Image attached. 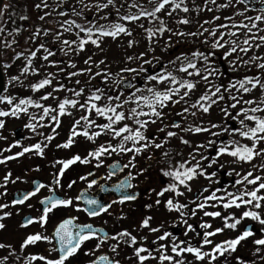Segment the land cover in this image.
<instances>
[{"label": "flooded vegetation", "instance_id": "obj_1", "mask_svg": "<svg viewBox=\"0 0 264 264\" xmlns=\"http://www.w3.org/2000/svg\"><path fill=\"white\" fill-rule=\"evenodd\" d=\"M48 4V7H43L42 0H9V7L7 12L6 23H9L11 26L17 21L18 15L27 16V20H23V26L26 28L24 35L18 34L17 36L12 35L9 39L11 41V47L6 50V53L3 51L4 43L2 46V55L6 59V56L9 54H14L15 52H23L24 54H29V50H35L39 44L45 43L47 47L52 49L56 55V60L62 61L60 64L61 68H65L66 72L77 71L78 69H83L86 67H91L92 72L97 71H106L108 73L119 72V75L125 79L131 80L137 87L144 86L143 73L135 74L131 72H121L122 68L132 67L137 68L142 64V60L135 59L139 57L141 52H145L146 55L144 59H153L159 58L160 63H156L153 60L152 65H144L148 68L149 72L158 71L161 68V65H167L168 71H173L178 78H185V74L176 72L175 69L179 67V62L176 65L167 64L168 60L174 59L175 56L180 55L181 53L190 54L192 51L199 49L200 51H208L209 44L211 43V37L208 36V33L203 35H173L172 33H165L162 38H154V41L151 43V48L153 50L149 51V41L146 38V33L140 27L139 23H143L144 27H158V23L149 24L147 20H141L138 22L128 23L123 22L128 25L132 30V36H124L121 34L119 36L120 49L117 53L115 51L114 57L112 58L109 51L103 47V42L101 43L100 48H89L88 45L85 46V49L79 54H74L68 52V55H64L59 49L61 47L60 42L53 43L52 37L56 32H61V40L68 39L74 40L76 36L74 33L70 34L69 38H65L63 35L66 32H63V29L60 27V24L66 19H75L78 23H85L84 17L91 20L93 18H99L100 16L112 13L108 16L109 20H115V9L110 6L108 9H105L103 12L97 13L96 9L93 7L90 10L85 9L81 3H78V0H44ZM96 0H84L85 4L95 3ZM132 0H115L117 7L121 4L124 7L120 8V13L125 14L129 11L135 13L136 9H129L127 7L128 3H131ZM136 3H143L144 0H135ZM187 6L189 7V13H183L180 11L174 12L173 17H164L165 22L170 28L173 29V32H183V33H199L203 32L204 28L215 27L219 23H229V21L224 20L225 16H233L236 11H243L247 6L249 11L245 12V15L255 16L259 13L261 4L259 0H254L253 3L248 5L236 4L233 0V5L228 8H219L218 5L227 3L228 0H216V3L213 4L212 0H207L205 6V0H185ZM41 4L40 8L35 7V5ZM75 8L77 11L83 12V17L75 16L72 14V9ZM256 10L253 11L252 9ZM207 9H212L208 11ZM63 10L68 13L66 16H60L58 13ZM48 13V15H45ZM45 15L44 20H40L39 16ZM95 15V16H93ZM213 16H220L221 20L213 21ZM3 17V15H2ZM180 17H187L191 22L189 24H177L175 23L176 19ZM234 19L242 20L243 17L235 16ZM204 21H212L211 23L205 24ZM106 22V21H105ZM264 27V25H261ZM41 30L40 35L35 38V40H29V36L33 34L36 29ZM43 29H48L49 33L47 36L43 34ZM170 37V39H169ZM17 39V42L12 43L14 39ZM108 37H105L106 39ZM208 39V44L204 43L205 39ZM132 39L137 41L132 47H128V41ZM168 44L167 49H165V44ZM24 44L26 47H21L20 45ZM75 47V46H73ZM43 52V50H41ZM67 51V49H65ZM217 55L211 58L212 64L219 69V72L216 76H209L208 82L200 81L196 89L188 97H185L178 104L169 103L163 111L165 116L163 121L157 120L155 124L149 123L147 136L155 138L156 143H161L164 139L167 131H174L177 133V136L168 138L167 143H164L161 148L149 147L146 150L142 151L140 154L135 155V160L133 163L135 167H123L124 165L129 164V161L132 159L133 153H118L112 152L111 155L105 154L101 157L103 163L97 167L98 161L92 157L88 156L90 151H93L99 145L107 144L110 142L113 145H116L119 142V138L112 139L111 135L102 134L101 136L95 139V142L89 141L83 135H77L73 137L74 143L68 147H57V145L64 144L72 131V126L75 120L79 119L84 110L77 108H71L72 121L70 127L65 129H57L53 132V129L42 130L35 129L34 131H26L23 128V141L19 146H13L9 144L11 137L6 134H0V159L4 157L12 156L15 154V148H21L31 146L36 143H40L44 147L43 155H38L35 153V150L29 153H25L23 156L17 157L16 159L7 160L4 163H0V167H5L6 174H11L7 184L4 182V176H0V182L3 185H0V204H8L9 207L3 210H0V215L3 211L11 212L12 215L5 218L3 221H0L5 224L4 229H0V237H6V243L4 253L6 258L9 260V264H46L43 260H31L32 256H45L48 259L58 258V251H50V249L56 248L57 243L53 238L52 242L47 241H38L35 244H30L23 249H21V244L27 235L40 233L44 236H53L55 228L63 220L68 217H74L75 221L78 223H90L93 227L103 228L102 234L96 233V237L85 241L78 252L69 258L65 264H90V261H97L99 264L98 258L102 255L108 256L109 260H119L120 264H135L134 260H130L129 257L132 256V249L127 247L122 242L117 248V253H113L110 250V246L115 244L116 241L108 239L105 243L101 244L99 249H96V243L98 242V237H103L107 234L109 237L115 235L117 232L122 230H128L133 235L137 236L139 240L140 237L146 236L148 239L143 241L145 246L156 247V245L150 244L151 241L155 240L156 236L163 234L167 231L179 240L190 241L194 246H199L204 231H211L215 228H223L224 226V217H239L243 210H252L260 213L261 218H264V202H262V207L256 209L253 206H247L245 208L242 206L240 209L235 207L225 209L223 203L229 199L227 196L228 192L234 194L239 191H243L245 187L249 190L253 187L252 185L245 186L244 184L236 185L235 181L243 177L244 174L248 171H253L254 175H264V169H260L259 165L264 163V155L257 156L253 159L251 163H243L240 161H234L233 157L228 156L227 154L216 157L215 149L219 146L221 141H228L229 139H235L239 142L240 145L251 144V141L246 138L240 137L238 134L234 136H229L227 132L223 133L219 137H213L209 133H193L185 132L182 129L202 126V127H211V124H221L225 123V117L220 111L221 108L227 107L230 101L227 100V97L231 95H238L235 90H232L231 93L224 92L225 100L218 101L216 105H213L208 113H203L197 111L196 109L190 108V105L195 103L196 100L202 95L206 90L211 86L215 85H227L231 80L242 78L245 74L253 75L260 74L262 70H259L255 67V64H249L247 66H240L238 62V71L229 70L228 60H225L219 53L223 49L216 50ZM264 56V48L259 50L253 49L250 51L247 56H243V59L247 60L252 55ZM234 54L232 57H229V60L235 59ZM92 57V61L99 62L104 61L99 68L95 64L90 63L85 65L84 61L89 57ZM116 56L118 59L116 61ZM133 56L132 61H128L127 57ZM189 59L191 56L189 55ZM71 61L76 64V68L67 67L68 62ZM261 61H257L259 63ZM117 63V64H116ZM198 67H201L203 72L204 62L201 60L197 63ZM57 71V69L55 68ZM191 71V70H190ZM66 72L61 77V80L58 83H63L66 86L70 85L73 89H78L81 86H84L85 80L89 79V74L84 73L82 75L71 77V79H63L66 77ZM135 76V79L133 77ZM116 74L113 78H110L108 82L103 83L102 77L98 76L90 80V84L85 88V95L95 88L103 87L105 89L112 87L115 88V79ZM79 79L81 81L80 85L75 84V81ZM188 79L198 80L199 77H188ZM68 80V81H67ZM19 84V83H17ZM149 87L155 86L158 89H163L165 85H157L155 82H150ZM11 87V83L7 82L6 89L7 91ZM5 91V94L7 93ZM183 91V90H181ZM223 92V89H222ZM128 90H125V95H127ZM138 95H147L146 92L138 93ZM244 99H259L260 93L258 90H253L250 94H242ZM22 98H27L23 96ZM69 99H80V102L83 103V98H77L72 93H70ZM178 98V97H175ZM19 99H14L13 103L17 102ZM134 105H125V108L133 107ZM240 106H237V109H230V111L235 114ZM245 107H251L245 105ZM1 108H4L3 106ZM184 108H189V112L182 113ZM147 111V109H144ZM192 111H196V115H191ZM261 115V113H257ZM93 119H96L97 123H102L103 121L99 118H96L93 114ZM145 119V117H141ZM153 119H155L153 117ZM130 123V121H126ZM172 122H177L180 124V128H166L165 132H158L157 129L164 127L165 125H170ZM245 123H249L245 121ZM9 123H5L8 125ZM227 125L229 130L231 128L239 127L237 121L228 119ZM135 127V125H132ZM84 130V121H81L80 125L77 126L76 131L81 132ZM97 129L89 128L88 131H95ZM212 131H219V129H211ZM52 135L53 139L48 141L45 137ZM179 137L189 141V144L185 145L180 142ZM214 140L217 141L212 147H208L207 141ZM204 144L205 147L199 149L197 152L196 145ZM131 146V145H129ZM235 145H229V147H234ZM264 147V143L258 145V148ZM14 149V150H13ZM44 152H53L52 160H46ZM167 152L168 155L165 156L164 153ZM195 155L197 160L202 168L206 171V176L210 175L212 172H216L215 176H212L210 179L206 176H197L195 179L190 181L191 191L186 190L183 186H180V191L184 194L182 196H176L172 192H166L164 196L157 197L156 193L159 192L162 188L167 187L169 183L173 181L168 177H164L161 173V169L167 170L169 167L175 168L179 163L184 161H189V164L185 166H191L195 164L196 161L191 159V156ZM75 155H79L82 159L85 157L88 158V163H81L80 161L75 162L65 169L63 175L59 174V169L62 167L61 164L57 161L67 160L72 158ZM208 156L211 158H216L218 163L212 164L211 167H208L209 160H201L200 156ZM111 165H116L117 169L115 170V175H112L111 178H107L109 173L113 171L110 168ZM223 165V167H220ZM255 167V170L253 166ZM229 172L232 174L229 175ZM92 173V175H89ZM132 174V179L130 183L131 188H125L120 191L115 190V185L123 180L128 174ZM236 173H240V176H237ZM86 177V179L81 180L80 177ZM19 177V179H17ZM59 179V184H56L55 179ZM96 180L97 183L89 187V182ZM36 184H43L45 187L41 188L40 191L35 195L25 201L24 204L12 205L14 199L21 198L22 195L26 192L33 191ZM71 184V187H69ZM51 189V190H50ZM103 189V190H102ZM219 189V191H217ZM83 191V197L88 199H95L101 205H111L107 208V211L101 212L97 216H89L87 211L84 208L83 203L76 198L80 195V192ZM215 192L216 196H223L224 201H215L208 200L205 198L210 196ZM133 194L136 196L135 200L125 201L123 204L119 202L121 196ZM54 196L57 199H71L72 206L69 207H57L54 208L48 214L47 222L43 227L39 223H33L27 227H20L24 220L28 217L37 218L42 214L44 205L40 203L45 197ZM61 197V198H60ZM169 198H172L174 202H179L186 204L187 207L181 209L184 212V215L181 216L180 212L169 211L165 206V201ZM157 199L161 200L160 205H156L155 201ZM195 201V203H192ZM206 203V207L201 210L196 208V204ZM152 205L151 208L146 207V205ZM31 205V207H29ZM89 205V204H88ZM50 207V205H49ZM90 208L97 207L96 205H89ZM79 208V210H77ZM195 209L196 214L192 215L191 211ZM204 211H219L221 216L219 217H209L204 216ZM152 217L150 220V227L159 228L160 231L157 233H152L148 228L141 229L139 224L145 217ZM184 221H187L188 224L193 226L195 231L187 230L186 224ZM232 220L229 219L228 223H231ZM202 223L211 224V229H202L200 225ZM245 230H250L253 234L247 237L245 240H242L240 244L237 245L234 252L229 251L225 252L224 255H217V259L212 261L211 264H239L237 257L240 260L245 261V264H264V246L255 245L254 240L264 238V225H261L258 221L252 220L251 218H244L237 225L236 229L224 228L221 233H217L214 237H210L215 243H221L224 240L234 239L241 232ZM187 231V235L184 233ZM197 233H200L198 236ZM177 241V242H178ZM159 243H168L167 241H161ZM182 247L184 245H181ZM211 245H204L203 250L209 251ZM260 248V251L257 252L256 249ZM2 248H0L1 250ZM90 250L92 254L89 253ZM169 254L170 249H169ZM174 255V254H173ZM184 256L187 257V261L192 262V264H207V260L204 262L194 261L191 254L185 253ZM146 264H156V261H149ZM167 264V262H165Z\"/></svg>", "mask_w": 264, "mask_h": 264}, {"label": "snow or ice", "instance_id": "obj_2", "mask_svg": "<svg viewBox=\"0 0 264 264\" xmlns=\"http://www.w3.org/2000/svg\"><path fill=\"white\" fill-rule=\"evenodd\" d=\"M254 0H235L236 4L248 5L249 3H253ZM78 3H81L85 9L95 8L97 13L103 12L105 9H108L112 6L115 9V20H109L108 16L112 13H108L106 15L100 16L99 20H104L106 23H99V20L93 18L91 20L84 17L85 23H78L75 19H66L61 24L60 27L63 29V32L74 33L76 39L61 40L62 33L56 32L52 37V42H60V51L64 53V55H68V52H72L74 54H79V52L85 49L87 44H91L96 48H100L101 43L105 37H110L115 40L121 34L124 36L131 37L132 30L128 27L126 23L138 22L141 20H147L149 24L158 23V27H144L143 23H139L138 27L144 30L146 33V38L149 41V51L153 50L151 48V43L154 41V38H162L164 34L172 33L173 35H203L205 32L208 33V36L211 37V43L209 44L208 51H200L197 49L196 51H192L190 54L181 53L180 55L175 56L174 59L168 60L167 64L176 65L179 62V67L175 69L176 72L185 74V78H178L177 75L174 74L173 71L167 70V65H161L160 70L149 72L148 68L144 67V65H152L153 60L156 63H160L159 58L153 59H144L146 53L141 52L139 57H135V59L142 60V64H140L137 68L125 67L121 69V72H131L135 74L143 73L144 86L137 87L131 80H126L124 77L116 74L115 84L116 87H109L107 89L103 87H95L91 89L87 95H85V88L90 84V80L95 77L101 76L103 83H107L108 80L112 77L111 73L106 71H97L95 73L92 72L91 67H86L83 69H78L77 71L66 72L65 68H61L60 64L62 61L59 60H50V57L56 55V53L46 46L45 43L39 44V46L35 50H29V55L25 57L26 63L21 68V75L24 74H38L40 69H37L33 66V59L37 56V52L43 50L44 55L41 57L46 64L41 65L42 68H46L48 66L55 67L58 72L65 73L68 77H76L82 75L84 73L89 74V79L85 80L84 86L79 87L78 89L68 88L66 89V85L63 83H57L53 86V80L56 77V73L48 72L47 75L40 79L36 83H32L29 85L30 89L33 92H37L45 87H52V91L47 92L46 94L40 97L41 101H46L49 98H52L56 101V106L53 107L51 105L45 106L38 101H34L31 97L20 98L17 103H13L15 97L8 95H0V103H7L11 106L10 111L0 110V117H7L9 115L13 117H18L19 113H26L28 111V106H34L37 108H41L43 115L40 117L41 120L44 117H49V119L55 122L56 127L60 124V117L64 115H71V112L68 111V108H77L84 110V113L80 116L79 119L75 120L72 131L69 135L68 140L62 144L57 145V147L68 148L73 143V137L77 135H83L89 141L95 142V139L102 134L111 135L112 139L119 138V142L116 145L111 144L110 142L105 146L104 144L99 145L93 151L88 153L89 157H92L98 161L97 167H99L103 160L101 157L105 154L111 155L112 152L118 153H133L132 159L129 161V164L124 165L123 167H135L133 161L135 160V155L140 154L142 151L147 148H161L164 143H167L168 138L177 136V133L174 131H167L164 139L161 143H156L155 138L147 136L145 133L147 132L149 123L155 124L157 120L163 121L165 116L164 109L168 107L169 103L175 105L180 103L185 97H188L193 90L196 89L197 85L200 81L208 82L209 76H216L219 72V69L215 67L211 58L217 55L216 50L223 49L219 54L225 59L228 60L229 70L238 71V62L240 66H247L250 63L255 64V67L259 70H262L260 74L247 75L245 74L242 78L236 79L234 81H229L227 85H215L211 86L208 90H206L195 103L190 105V108L196 109L197 111H201L203 113H208L213 105H216L218 101L225 100L224 92L231 93L232 90H235L238 95H229L227 100L230 101L227 107L221 108L220 111L223 113L225 117V123L221 124H211V127H202L195 126L186 129H182L185 132H193V133H209L213 137H219L223 133L227 132L229 136H234L238 134L240 137L246 138L251 141V144H243L240 145L238 141L235 139H229L224 142L221 141L219 146L216 147V157H220L221 155L227 154L230 157L234 158V161H240L243 163H251L254 158L257 156L264 155V147L258 148V145L264 143V56L252 55L247 60L243 59V56H247V54L253 49L259 50L264 48V0H259L261 7L259 9V13L255 16L245 15V12L249 11L246 6L243 11L234 12L233 16H225L223 19L229 21V23H219L216 24L215 27L212 28H204L203 32L199 33H183V32H173V29L168 26L165 22L164 17H173V13L180 11L183 13H189L190 9L187 6L185 0H144L143 3H136L135 0H132L131 3L127 4L129 9L135 8L136 12L133 13L131 11L121 14L120 8L124 7L121 4L117 7L115 0H96V2L85 4L84 0H78ZM212 3L215 4L216 0H212ZM43 7L47 8L48 4L42 0ZM207 4V0H205V6ZM233 5V0H228L227 3H223L218 5L219 8H228ZM9 5L4 4L0 7V16L4 15L5 11ZM35 7L40 8L41 4L35 5ZM208 11H212V9H207ZM253 11L256 9L253 8ZM60 16L68 15L67 12L61 10L58 13ZM72 14L75 16L83 17L82 11H77L75 8L72 9ZM48 15V13H45ZM45 15L39 16L40 20H44ZM235 16L243 17L242 20L234 19ZM21 20H27V16H21ZM213 21L221 20L220 16H213ZM191 21L187 17H180L175 20L177 24H189ZM212 21H204L205 24L211 23ZM15 32L19 33L21 29L15 28L13 29ZM4 29L0 28V32H3ZM41 30L39 28L29 36V40H35L37 36L40 35ZM49 33L48 29H43V34L47 36ZM170 39V37H169ZM12 43H15L13 41ZM134 43L137 41L130 39L128 41V47H132ZM205 44H208V39L204 40ZM4 46L7 48L11 47V43L5 42ZM75 46V47H73ZM168 44H165V49H167ZM67 49V51H65ZM14 55L12 59H18L21 56H24L23 52H15L13 50ZM234 54H238L235 56V59L229 60V57H232ZM239 54H243L239 55ZM189 55L191 59H189ZM134 59L133 56H128L127 60L132 61ZM204 62L203 72L201 67L197 66L199 61ZM257 61H261L256 63ZM85 65H89L93 63L99 68L100 65L104 63L103 60L99 62L92 61V57L89 56L85 61ZM3 67L6 69L10 67L9 64H4ZM67 67L76 68V64L69 61ZM191 70V71H190ZM188 77H199L198 80L188 79ZM135 79V76L133 77ZM19 80V76L10 77L8 83H12V81ZM150 82H155L157 85H165V87L161 90L155 86L149 87L148 84ZM75 84L80 85L81 81L77 79ZM67 90L71 92L77 98H83L84 102L81 103L80 99H69L67 97L63 99H59L53 94L55 92H59L61 90ZM223 89V92H222ZM125 90H128L127 95H125ZM183 90V91H181ZM253 90H258L260 93L259 99H244L242 94H250ZM7 91V89H5ZM146 92L147 95H138V93ZM178 97V98H175ZM125 105H134L130 108H125ZM240 106L238 110L233 114L230 109H237V106ZM245 105H249L251 107H245ZM147 109L145 111L144 109ZM189 112V108H184L182 110L183 113ZM257 113H261V115H257ZM95 115L96 118L101 119L102 123H97L96 119H93L92 116ZM191 115L195 116L196 111H192ZM141 117H145V119H141ZM153 117L155 119H153ZM232 119L237 121L239 127L231 128L229 130V126L227 125V120ZM35 119V117H32ZM81 121H84V130L81 132H77L76 128L80 125ZM126 121H130L127 123ZM248 121L249 123H245ZM132 125H135L133 127ZM4 127V121L0 120V129ZM26 128L35 130L36 125L29 123L25 125ZM180 128V124L177 122H172L170 125H165L164 127L158 128V132H165L166 128ZM89 128L97 129L95 131L89 132ZM211 129H219V131H212ZM53 132H55V128H53ZM3 138V137H0ZM48 141L53 139L52 135L45 137ZM180 142L182 144H189V141L184 139L183 137H179ZM217 141L208 140V147H212L216 144ZM20 142L17 141L13 146H19ZM131 145V146H129ZM229 145H235L234 147H229ZM44 147L46 145H41L40 143L33 144L31 146L22 147V150L16 152L12 156L4 157V159H0V163H4L7 160L16 159L17 157L23 156L25 153L32 152L35 150V153L38 155H43ZM204 144L196 145V151L204 148ZM165 156L168 155L167 152L164 153ZM191 159L195 160L196 163L191 166L186 167V164H189V161H184L183 163H179L177 167L172 168L169 167L167 170L161 169V173L164 177L170 178L172 183H169L167 187L162 188L159 192L156 193L157 197H162L166 192H172L176 196H182L184 193L180 191V186H183L186 190L191 191L190 181L195 179L197 176H206V171L201 167L199 160L195 155L190 154ZM201 160H209L208 167H211L212 164L218 163L216 158H209L208 156H200ZM80 161L81 163H88L89 160L87 157L82 159L79 155H75L70 159L57 161V163L61 164L62 167L59 169V174L63 175L65 169H67L70 165L75 162ZM223 167V165H220ZM255 165L253 166L255 170ZM110 168L113 169L109 173L107 178H111L112 175H115V170L117 169L116 165H111ZM260 169H264V163L259 165ZM232 173L229 172V175ZM10 173L4 176V183L7 184L9 181ZM92 175V173H89ZM216 172H212L210 175H207L206 178H211L215 176ZM237 176H240V173H236ZM132 174L129 173L127 177L121 180L119 183L115 185V190L120 191L125 188H131L132 185L130 180L132 179ZM19 179V177H17ZM81 180L86 179V177H80ZM56 184H59V179H55ZM96 180H92L89 182V187L96 184ZM236 185L244 184L252 185L253 187L249 190L247 187L243 191H239L234 194L232 192H228L227 196L229 199L223 203V207L225 209L235 207L240 209L242 206L247 208V206H253L256 209H260L262 207V202H264V175H254L253 171H248L243 175L240 179L235 181ZM45 187L43 184H36L33 191L26 192L22 195L21 198L14 199L11 203L12 205L16 204H24L25 201L29 200L30 197L35 196L41 188ZM71 187V184H69ZM51 190V189H50ZM103 190V189H102ZM219 191V189L217 190ZM77 200L81 199L80 196L76 198ZM136 196L133 194H127L121 196L119 202L123 204L125 201L135 200ZM208 200L215 201H224L223 196H216L215 192H213L210 196L205 198ZM42 205H44L42 214L37 218L28 217L24 220V223L20 225V227H27L33 223H39L42 227L47 222L48 214L54 208L57 207H69L72 206L71 199H57L54 196L45 197L40 201ZM86 203L89 205H96L97 207L85 209L89 216H97L101 212L107 211V208L111 205H101L95 199H88ZM195 203V201H192ZM156 205L161 204V200L157 199L155 201ZM50 205V207H49ZM164 206L169 211H177L180 212L181 216L184 215V212L181 209L187 207L186 204H182L174 202L172 198H169L165 201ZM8 204H0V210L8 208ZM31 207V205H29ZM146 207L151 208L152 205H146ZM206 207V203H198L196 204V208L203 210ZM79 210V208H77ZM192 215H195V209L191 211ZM12 213L8 211H3L2 215H0V221H3L5 218L11 216ZM204 216L209 217H219L221 213L219 211H204ZM244 218H251L252 220L258 221L261 225H264V218H261V215L257 211L252 210H243L241 215L237 218L235 215L231 217H224V226L223 228H215L211 231H204L202 241L199 246H194L190 243V241L179 240L178 238L173 236L171 233L165 231L163 234L156 236L155 240L151 241L150 244L156 245V247L145 246L143 241H146L148 238L146 236L140 237L137 239V236L133 235L128 230H122L117 232L113 236H108L105 234L103 237H98V242L96 243V249L101 247L102 243H105L108 239L116 241L115 244L110 246V250L113 253H117V248L122 242L127 247L132 249V256L129 257L130 260H134L135 264H146L149 261H156V264H192V262L187 261V257L184 256L185 253L191 254L194 261L204 262L207 260V264H211L212 261L217 259V255H224L225 252L236 250V247L242 240H245L247 237L251 236L253 233L250 230H245L241 232L234 239L224 240L221 243L213 244V241L209 239L210 237H214L217 233H221L224 228L236 229L237 225ZM75 218H69L63 220L54 231L53 236H44L40 233L27 235L21 244V249L24 247L35 244L38 241H47L49 243L52 242L53 238L57 241L59 247L58 249L53 248L50 251H58V258L48 259L45 256H32L31 260H43L46 264H65L66 261L69 260L70 257L74 256L78 250L81 248V245L94 237H96L97 231L93 229L91 224L84 225H75L73 224V220ZM152 217H145L142 222L139 224V228L144 229L148 228V230L152 233H157L160 231L159 228L150 227V220ZM231 219L232 222L228 223V220ZM186 224L187 230L195 231L191 224H188L187 221H184ZM202 229H211V224L202 223L200 225ZM5 224L0 222V229H4ZM73 229H76L73 231ZM187 235V231L184 233ZM199 236L200 233H197ZM161 241H167L168 243H159ZM178 241V242H177ZM255 245L264 246V238L256 239L253 241ZM181 245H184L183 247ZM204 245H211L209 251H204ZM5 247V245L0 244V248ZM169 249L170 253L169 254ZM90 250L89 253L92 254ZM257 252L260 251V248L256 249ZM118 254V253H117ZM174 254V255H173ZM5 259H7L5 257ZM239 261V264H245V261L240 260L239 257L236 258ZM100 264H120L119 260H109L108 256L102 255L98 258ZM90 264H98L97 261H90Z\"/></svg>", "mask_w": 264, "mask_h": 264}, {"label": "rangeland", "instance_id": "obj_3", "mask_svg": "<svg viewBox=\"0 0 264 264\" xmlns=\"http://www.w3.org/2000/svg\"><path fill=\"white\" fill-rule=\"evenodd\" d=\"M21 25H22V22H21V20H20V23H19V29H22V27H21ZM3 26H5V25H3ZM6 33L4 34L5 36H6V38H5V40H6V42H8V43H11V41L10 40H8V39H10L11 38V36H12V34H11V32H10V30H9V27L7 26L6 27ZM21 32H23V30H21ZM15 36H17V35H15ZM8 38V39H7ZM88 45V47L89 48H93V45H91L90 43L89 44H87ZM119 50L117 49V52H118ZM42 60L40 61V63H38L39 65L40 64H42ZM46 62L44 61L43 62V65L45 64ZM35 67V66H34ZM37 69H40V71H39V73L38 74H26V76L25 77H23V75L22 76H20V80H22V81H24L25 82V85L27 86L26 88H24V86L23 87H19L18 85L16 86V85H12V87H11V89H10V94L12 93V95H16V94H18V92H22V93H31L32 92V90L30 89V87H29V85L30 84H32V83H36V82H38L40 79H42V77L44 76H46L47 75V73L48 72H52V73H56V77H55V79L53 80V84L56 82V83H58V81L60 80V76H63L64 75V73H61V72H58V71H56V70H51L50 68H49V66L48 67H46V68H42L41 66L39 67L38 66V68ZM42 76V77H41ZM63 79H71V77H68V76H66V77H63L62 78V80ZM68 81V80H67ZM22 85H24V83L23 84H21V86ZM46 89L44 90V92L41 94V95H39L40 93H39V91H37V93H35V92H33V93H35V95H38V97H41L43 94H46L47 92H50V91H52V87H45ZM68 88H71L70 87V85H68ZM68 88H66V89H68ZM61 90V91H59V95H61V92H64V91H66L65 93V95L63 96V98L64 97H69L70 96V93L71 92H69V91H67V90ZM32 93V94H33ZM54 96H56V93H54L53 94ZM58 96V95H57ZM56 96V97H57ZM34 101H36L38 98H36V97H34V96H30ZM50 101V102H49ZM54 100L52 99V98H49L48 99V105H51V103L53 102ZM51 106H53V105H51ZM54 107V106H53ZM32 109H34V110H32ZM41 108H37V107H34V106H31V111H32V113L33 112H35V111H38L39 112V110H40ZM70 110H71V107H69L68 108V111L70 112ZM40 113V112H39ZM41 114L43 115V112H42V110H41ZM39 117H41V116H39ZM47 120L48 121V123H45L44 124V127H46V128H48V129H52V128H56V129H59V128H61V127H65V126H68L69 124H70V122L72 121V117H71V115H64V116H61L60 117V124H59V126L58 127H56V125H55V122H53V121H51L50 119H49V117H46V118H44V120ZM36 120H38V118H35V120H32L33 121V124L35 125V124H37V122H35ZM45 120V121H46ZM19 123H21V122H19ZM17 125H19L18 123H16V124H14V125H12V126H10V131L15 127V126H17ZM41 125H36V127H40ZM2 239L3 238H1L0 237V244H3V241H2ZM0 253L1 254H3L4 253V249L2 248L1 250H0ZM1 264H8V262H7V260L5 259Z\"/></svg>", "mask_w": 264, "mask_h": 264}, {"label": "water", "instance_id": "obj_4", "mask_svg": "<svg viewBox=\"0 0 264 264\" xmlns=\"http://www.w3.org/2000/svg\"><path fill=\"white\" fill-rule=\"evenodd\" d=\"M2 1L3 0H0V7L2 6ZM4 86H5V81H4V76L2 72V59H1V52H0V95L2 91L4 90ZM19 131L20 129H18L16 132L18 133Z\"/></svg>", "mask_w": 264, "mask_h": 264}]
</instances>
